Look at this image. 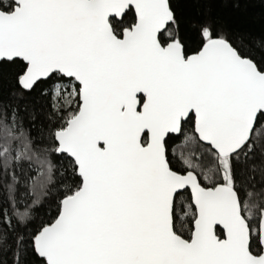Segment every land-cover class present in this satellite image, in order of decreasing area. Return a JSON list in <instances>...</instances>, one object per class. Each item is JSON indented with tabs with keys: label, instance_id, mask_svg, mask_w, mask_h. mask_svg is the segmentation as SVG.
Instances as JSON below:
<instances>
[{
	"label": "snow or ice",
	"instance_id": "obj_1",
	"mask_svg": "<svg viewBox=\"0 0 264 264\" xmlns=\"http://www.w3.org/2000/svg\"><path fill=\"white\" fill-rule=\"evenodd\" d=\"M242 2L0 0V264H264Z\"/></svg>",
	"mask_w": 264,
	"mask_h": 264
},
{
	"label": "trees",
	"instance_id": "obj_2",
	"mask_svg": "<svg viewBox=\"0 0 264 264\" xmlns=\"http://www.w3.org/2000/svg\"><path fill=\"white\" fill-rule=\"evenodd\" d=\"M180 7L185 10L189 8L186 5H180ZM216 7L222 12L233 29L253 30L256 32L264 29V3L261 0H243L239 9H235L231 5L227 7L217 5ZM128 18H131V14H129Z\"/></svg>",
	"mask_w": 264,
	"mask_h": 264
}]
</instances>
